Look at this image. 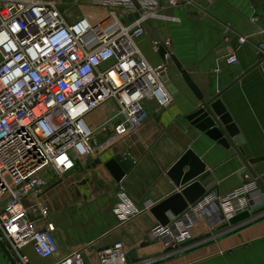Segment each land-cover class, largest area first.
<instances>
[{
	"label": "crops",
	"instance_id": "1",
	"mask_svg": "<svg viewBox=\"0 0 264 264\" xmlns=\"http://www.w3.org/2000/svg\"><path fill=\"white\" fill-rule=\"evenodd\" d=\"M163 12L165 17L146 22L138 44L151 65L169 64L166 87L173 102L159 109L154 100L145 101L149 117L141 127L80 161L64 179L51 177L43 201L57 225L59 251L44 261L28 246L21 253L29 264H53L87 245L92 246L91 260L96 261L95 251L118 241L128 249L131 264H264L261 183L251 197L250 222L220 231L219 217L211 222L206 219L193 230L191 241L178 249L166 248L149 236L161 226L152 213L157 205L172 197L177 205L187 203L183 191L188 188L191 196L205 192L195 203L209 195H228L246 182L245 160L264 159V61L259 59L258 48L264 43V0H192ZM87 13L97 12L89 9ZM116 13L123 24L131 25L141 10L121 8ZM242 38H246L244 43ZM165 40L172 42L166 60L153 47L154 42ZM231 53L237 55V64L226 63ZM172 56L191 75L205 102L222 101L243 138L241 146L235 138L230 146L223 145L195 125V112L204 105L184 81ZM85 121L96 140L104 144L121 121L118 106L107 102ZM118 156L134 162L121 181L107 168ZM184 158L182 176L191 170L197 173L201 166L205 169L185 186H178L176 175L170 173ZM251 166L259 177L264 174V161ZM122 194L140 211L129 221L116 214ZM33 202L25 200L24 204L36 220ZM2 245L22 264L6 243H0V264H10Z\"/></svg>",
	"mask_w": 264,
	"mask_h": 264
},
{
	"label": "built area",
	"instance_id": "2",
	"mask_svg": "<svg viewBox=\"0 0 264 264\" xmlns=\"http://www.w3.org/2000/svg\"><path fill=\"white\" fill-rule=\"evenodd\" d=\"M137 1L141 15L125 25L116 11L136 9L132 0H0V243L22 264H29L21 253L28 246L44 261L59 251L57 225L43 201L50 179H64L80 161L141 127L149 117L145 101L154 100L159 109L173 102L166 87L169 64L151 65L138 40L146 22L165 17V8L192 0ZM65 5H86L97 13L74 18L62 10ZM171 45L165 40L153 47L168 51ZM258 48L264 54V43ZM226 63L237 64V55H228ZM110 101L117 104L121 121L102 144L85 117ZM258 184L248 175L239 189L202 198L149 236L178 249L206 219L222 214L225 222L248 211ZM120 198L116 214L123 221L136 217L140 211L126 195ZM31 199L36 220L24 204ZM91 247L53 264H131L121 241L95 251L96 261L89 256Z\"/></svg>",
	"mask_w": 264,
	"mask_h": 264
},
{
	"label": "water",
	"instance_id": "3",
	"mask_svg": "<svg viewBox=\"0 0 264 264\" xmlns=\"http://www.w3.org/2000/svg\"><path fill=\"white\" fill-rule=\"evenodd\" d=\"M159 1L160 4H162V0ZM132 2L134 3L137 9L141 10L137 0H132ZM167 53L168 51L165 48H161L160 54L165 60ZM171 59L177 66L178 70L180 71L188 87L191 89V91L194 93L197 99L200 102H202L204 105L203 108L198 109L195 112L196 117H198L195 125H197V127L201 131L207 132V134L213 139L220 141L223 145L230 146L232 142L231 139L235 138V142L239 146H241L243 144V138L239 136L240 131L237 128L236 124L233 122L231 115L227 113V110L222 104V101L217 100L212 102H205L204 95L202 94L201 90L196 85V83L193 81L191 75L186 70L183 69L182 65L179 63L176 57L172 56ZM259 59L260 60L264 59V54L261 52H259ZM192 154H193L192 152H188V157H192ZM185 161L186 158H184L181 162H179L170 173L171 176L176 175L175 181L178 186H185L191 180L196 178L197 174H201L205 169V167L201 166L197 173L191 170L189 173L183 174L182 176L183 173L182 168L185 165ZM261 161H264V159L259 158V159L250 160L248 162L245 160V164L247 165L245 172L249 170L248 173L249 177L251 179H257L259 183H261L264 186V174L260 175L259 177L251 166ZM133 165L134 162L131 158L124 159L122 156H118L107 164V168L109 169L110 173L117 181H121L124 178V176L127 174V172H129L132 169ZM191 190H192L191 188H188L183 191V195L187 199V203L177 205L175 204L176 202L174 201L175 197H172L166 201H163L162 203H160L159 205H157L155 208L152 209V213L157 217L161 226H167L170 223L172 216L174 215L179 216L187 209L188 203L194 204L199 198H201L205 194L204 191H201L199 195L191 196L190 194ZM229 217L230 216H228V218ZM224 219L225 218L222 216V214H220L219 223H223L220 229L239 227L242 224H245L253 220L251 219V214L249 211H245L233 217L231 216L229 220H226L225 222ZM184 245H182L181 247H184ZM2 248L9 259V263L18 264L14 260V258L9 254V252L4 247V245H2Z\"/></svg>",
	"mask_w": 264,
	"mask_h": 264
},
{
	"label": "rangeland",
	"instance_id": "4",
	"mask_svg": "<svg viewBox=\"0 0 264 264\" xmlns=\"http://www.w3.org/2000/svg\"><path fill=\"white\" fill-rule=\"evenodd\" d=\"M53 1H62V0H53ZM88 6L84 5L82 7L79 6H69V5H65L63 6L62 10L63 11H68L70 14H72V16L74 18L79 17L81 14L83 13H87V11L89 10V8H87ZM225 230V229H220V231Z\"/></svg>",
	"mask_w": 264,
	"mask_h": 264
}]
</instances>
